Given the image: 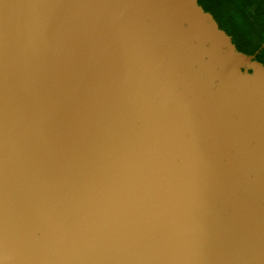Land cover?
Wrapping results in <instances>:
<instances>
[{
  "label": "water",
  "instance_id": "1",
  "mask_svg": "<svg viewBox=\"0 0 264 264\" xmlns=\"http://www.w3.org/2000/svg\"><path fill=\"white\" fill-rule=\"evenodd\" d=\"M0 264H264V63L198 0H0Z\"/></svg>",
  "mask_w": 264,
  "mask_h": 264
},
{
  "label": "trees",
  "instance_id": "2",
  "mask_svg": "<svg viewBox=\"0 0 264 264\" xmlns=\"http://www.w3.org/2000/svg\"><path fill=\"white\" fill-rule=\"evenodd\" d=\"M219 27L231 36L236 48L254 54L264 63V2L261 0H198ZM242 23L239 24L235 17Z\"/></svg>",
  "mask_w": 264,
  "mask_h": 264
},
{
  "label": "rangeland",
  "instance_id": "3",
  "mask_svg": "<svg viewBox=\"0 0 264 264\" xmlns=\"http://www.w3.org/2000/svg\"><path fill=\"white\" fill-rule=\"evenodd\" d=\"M261 1H263L264 2V0H261ZM235 19H236V21L239 23V24H241L242 23V20L238 17V16H236L235 17Z\"/></svg>",
  "mask_w": 264,
  "mask_h": 264
}]
</instances>
